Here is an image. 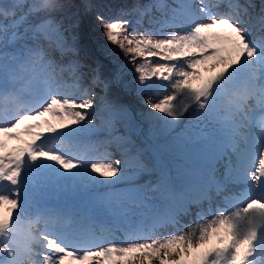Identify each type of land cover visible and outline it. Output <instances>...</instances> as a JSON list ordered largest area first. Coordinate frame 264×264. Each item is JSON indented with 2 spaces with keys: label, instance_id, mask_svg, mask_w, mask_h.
<instances>
[{
  "label": "snow or ice",
  "instance_id": "snow-or-ice-1",
  "mask_svg": "<svg viewBox=\"0 0 264 264\" xmlns=\"http://www.w3.org/2000/svg\"><path fill=\"white\" fill-rule=\"evenodd\" d=\"M21 3L0 7L12 29L54 7L34 0L17 18ZM176 4L96 15L134 68L131 84L123 69L105 76L82 63L76 38L52 19L10 36L0 23V264H256L264 255V0L258 13L252 0ZM96 87L134 91L151 111L137 121ZM96 99L110 116L104 140L93 139L95 111H84ZM47 188L80 191L84 207H37Z\"/></svg>",
  "mask_w": 264,
  "mask_h": 264
},
{
  "label": "trees",
  "instance_id": "trees-1",
  "mask_svg": "<svg viewBox=\"0 0 264 264\" xmlns=\"http://www.w3.org/2000/svg\"><path fill=\"white\" fill-rule=\"evenodd\" d=\"M144 1L145 0H52L54 4L53 8L46 9L28 17H34L37 14L45 13V18L52 19L58 24L60 30L69 40H71L73 36L81 43L93 39L96 41L95 48L97 52L109 57H115L121 63L120 69L126 68L134 71V68L126 64V58L123 53L115 46L107 43L96 20V15L99 13L103 14L105 17L112 18L119 13L121 8L127 11L131 4L138 2L143 3ZM83 56L88 57V53L84 51ZM128 76L129 79H133L130 74L127 75V77ZM130 97L135 101L133 95H130ZM136 101L140 110L148 109L142 101ZM157 115L160 114L157 113Z\"/></svg>",
  "mask_w": 264,
  "mask_h": 264
},
{
  "label": "rangeland",
  "instance_id": "rangeland-1",
  "mask_svg": "<svg viewBox=\"0 0 264 264\" xmlns=\"http://www.w3.org/2000/svg\"><path fill=\"white\" fill-rule=\"evenodd\" d=\"M170 1H176V0H170ZM13 3V0H0V7H7V6H10L11 4ZM260 4H261V0H260ZM27 5V0H23V6L21 7V9L19 7H17L16 9V12H17V18L21 15V10H22V13L24 12V9ZM136 16L138 18V13H132L131 17H124L125 19H129V18H132L134 19ZM146 20V25L143 26V27H148V17L145 19ZM9 21L10 19L8 20H4V21H1L0 20V23H6L9 25L8 27V30L11 31L12 29L10 28V24H9ZM21 26V25H20ZM143 27L140 29L141 31H143ZM0 35H3V33H0ZM71 42V41H70ZM95 45H96V41L93 40V39H90L88 41H85L84 43H77L76 42V47L78 49H85L89 52V54L91 55V58H92V61L94 63L93 66H95L96 64H99L101 66V71L102 73L105 75V76H108L110 75L113 71H118V66H116L114 64V62L112 60H109L107 57L103 56V55H100L96 52V48H95ZM9 49L12 48V45L9 44ZM79 59V58H78ZM80 60V59H79ZM86 78L83 80L82 84L84 85V87H87L86 86ZM166 83V82H164ZM95 92H97L99 94V96H105L107 95L108 99L112 100V99H115L118 103H121L123 105H125L127 107H129V110L132 109V110H135V104L131 102L130 98H126V94H128V91L127 90H122V89H118V88H112L110 89V91L105 94L103 91H101V89L99 87H96L94 89ZM163 96V95H162ZM162 96H159V97H153L154 99H159V98H162ZM138 98H141L140 96H138ZM95 104L97 105V107L95 109H100L102 108V103L99 99H96L95 100ZM91 110V109H90ZM88 112V110H86ZM136 118L137 121H139V116H138V113L134 116ZM93 121H94V118H91ZM185 121L187 122V114H186V117H185ZM144 122H141V126L144 127L145 129H147V125H143ZM142 139V138H141ZM137 143H140L141 140H137L136 141ZM152 144H156V143H161V141H152L151 142ZM112 150L113 151H116V149L114 147H112ZM116 153H118L116 151ZM118 158V157H116ZM186 223H188V221H186Z\"/></svg>",
  "mask_w": 264,
  "mask_h": 264
}]
</instances>
